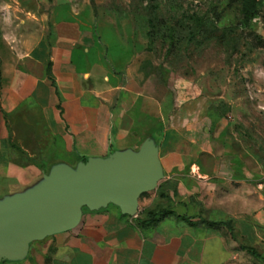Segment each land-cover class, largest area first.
<instances>
[{"label":"crops","instance_id":"obj_1","mask_svg":"<svg viewBox=\"0 0 264 264\" xmlns=\"http://www.w3.org/2000/svg\"><path fill=\"white\" fill-rule=\"evenodd\" d=\"M35 24L0 41V198L57 162L138 149L148 136L165 177L136 217L113 204L84 208L76 228L34 241L13 263L264 264L262 149L215 145L208 114L169 113L160 79L134 61L118 65L113 48L108 59L78 21L41 14ZM163 210L155 224L139 220Z\"/></svg>","mask_w":264,"mask_h":264},{"label":"rangeland","instance_id":"obj_2","mask_svg":"<svg viewBox=\"0 0 264 264\" xmlns=\"http://www.w3.org/2000/svg\"><path fill=\"white\" fill-rule=\"evenodd\" d=\"M41 14L78 21L108 59L113 48L118 65L151 72L169 113L208 114L215 145L264 156V0H0V41L36 32Z\"/></svg>","mask_w":264,"mask_h":264},{"label":"water","instance_id":"obj_3","mask_svg":"<svg viewBox=\"0 0 264 264\" xmlns=\"http://www.w3.org/2000/svg\"><path fill=\"white\" fill-rule=\"evenodd\" d=\"M164 177L153 136L138 149L88 157L75 166L53 164L35 184L0 198V262L21 261L34 241L76 228L84 208L113 204L136 217L142 194L157 189Z\"/></svg>","mask_w":264,"mask_h":264},{"label":"trees","instance_id":"obj_4","mask_svg":"<svg viewBox=\"0 0 264 264\" xmlns=\"http://www.w3.org/2000/svg\"><path fill=\"white\" fill-rule=\"evenodd\" d=\"M47 73H48V77H49V79H51V81L53 82V84L55 83L54 82V80H53V78H52V75H51V70H50V67L48 68V71H47ZM148 194V192H145L144 194H142V196H146ZM141 196V197H142ZM167 214H169V211H167V210H163V211H161V212H159V213H154L153 215H151V216H147V218L146 219H140L139 217V220L142 222V223H144V224H155L161 217H163V216H165V215H167ZM205 222H207L208 224H211V225H216V224H222V223H216V222H209V221H205Z\"/></svg>","mask_w":264,"mask_h":264}]
</instances>
